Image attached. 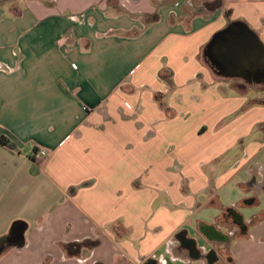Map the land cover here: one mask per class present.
I'll return each mask as SVG.
<instances>
[{
  "label": "crops",
  "instance_id": "0c3cea01",
  "mask_svg": "<svg viewBox=\"0 0 264 264\" xmlns=\"http://www.w3.org/2000/svg\"><path fill=\"white\" fill-rule=\"evenodd\" d=\"M236 23L264 0H0V264H264V92L204 55Z\"/></svg>",
  "mask_w": 264,
  "mask_h": 264
},
{
  "label": "water",
  "instance_id": "95a60500",
  "mask_svg": "<svg viewBox=\"0 0 264 264\" xmlns=\"http://www.w3.org/2000/svg\"><path fill=\"white\" fill-rule=\"evenodd\" d=\"M205 58L215 74L250 84L264 80V44L243 24H233L217 35L205 49ZM16 230L15 237L23 239Z\"/></svg>",
  "mask_w": 264,
  "mask_h": 264
},
{
  "label": "trees",
  "instance_id": "16d2710c",
  "mask_svg": "<svg viewBox=\"0 0 264 264\" xmlns=\"http://www.w3.org/2000/svg\"><path fill=\"white\" fill-rule=\"evenodd\" d=\"M206 61H208V60L206 59ZM166 73L167 72L162 73L160 75L161 79L167 80V77H166L167 74ZM0 142L3 145H5V146L10 147L11 149L15 148V145L10 143V141L6 140L5 138H1ZM263 216H264V214H263ZM23 225L25 226V224L20 223V222L15 223L13 225L12 229H11L10 234L0 238V253L8 246H17V245L21 244L19 239L18 240L16 239L15 233H16V230L24 231V229L22 228ZM92 245L95 246V243H86V242H84V243H81V244H69V245H66L64 248H65V251L69 255H73L74 256V255L78 254V252L80 251L81 248L92 246Z\"/></svg>",
  "mask_w": 264,
  "mask_h": 264
},
{
  "label": "rangeland",
  "instance_id": "374dc122",
  "mask_svg": "<svg viewBox=\"0 0 264 264\" xmlns=\"http://www.w3.org/2000/svg\"><path fill=\"white\" fill-rule=\"evenodd\" d=\"M233 82L239 83V85H241V87H244V89L255 91V93L264 92V80L261 82L249 84L246 81L236 78V79H233ZM260 207L264 208V202L262 203Z\"/></svg>",
  "mask_w": 264,
  "mask_h": 264
},
{
  "label": "built area",
  "instance_id": "2783aa9c",
  "mask_svg": "<svg viewBox=\"0 0 264 264\" xmlns=\"http://www.w3.org/2000/svg\"><path fill=\"white\" fill-rule=\"evenodd\" d=\"M36 154H38L41 159H45L49 156V151L47 149L40 148Z\"/></svg>",
  "mask_w": 264,
  "mask_h": 264
}]
</instances>
